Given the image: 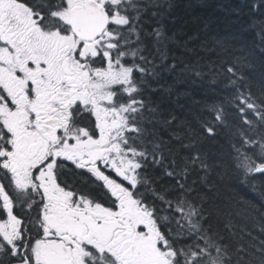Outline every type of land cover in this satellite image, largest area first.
Wrapping results in <instances>:
<instances>
[{"label": "snow or ice", "instance_id": "1", "mask_svg": "<svg viewBox=\"0 0 264 264\" xmlns=\"http://www.w3.org/2000/svg\"><path fill=\"white\" fill-rule=\"evenodd\" d=\"M175 7L0 0V264H264V202L218 194L233 174L253 191L264 180V19L248 25L259 44L241 29L169 61ZM250 10L264 15V0ZM257 66L259 95L246 75ZM220 77L219 102L193 97V151L178 165L153 97ZM198 183L216 194L194 198Z\"/></svg>", "mask_w": 264, "mask_h": 264}, {"label": "trees", "instance_id": "2", "mask_svg": "<svg viewBox=\"0 0 264 264\" xmlns=\"http://www.w3.org/2000/svg\"><path fill=\"white\" fill-rule=\"evenodd\" d=\"M251 2L252 0H175L176 7L173 13L175 22L170 23L169 27L178 33V43L168 46L169 61H171L173 56L177 58H193L190 51L193 48L201 55H205L199 46L206 38L209 40L216 38L231 40L233 36L240 34L241 29H247V31L243 32V38L246 42L259 44L258 29H248V25L253 21L264 19V15L259 11H251ZM185 42L188 44L189 51H186L181 46ZM227 59L230 61L232 58L227 57ZM259 74V66L254 70H246V75L251 83V90L256 95H259L257 86ZM218 79L220 82L212 87L209 86L207 79L202 83L197 82L196 84L186 81L177 84L176 90L171 95L161 92L153 97L160 104L162 114L157 135L162 138L166 145L165 155L169 159H175L178 165H183L184 160L193 151V149L182 146L188 142V125L193 128L198 127L199 106L193 102V97L203 104L219 102L229 94L230 90L224 88L223 78L220 77ZM172 80V76L165 75L161 83L171 85ZM186 91L189 93L188 95H184ZM176 92L181 94L179 99H177ZM172 116H175L176 119L171 124L165 123ZM176 136L181 137V139H176ZM217 140L223 143L222 137H217ZM201 147H212L215 150L217 145L209 139ZM193 179L199 180L198 172L192 173L190 182ZM212 179L217 180L218 178L213 176ZM224 184L227 187L219 190L218 194L220 196H223L226 191H238L248 201L256 205L264 202V180L256 181V191H253L250 185H242L240 178L235 174L226 178ZM204 194L211 197L216 193L215 191L209 192L205 186L198 183L197 192L193 194L194 198ZM219 227H222V225H219ZM248 227L251 228L252 225L249 224Z\"/></svg>", "mask_w": 264, "mask_h": 264}]
</instances>
